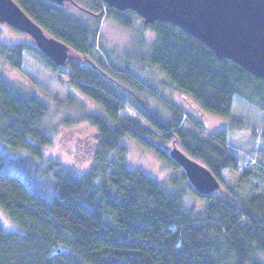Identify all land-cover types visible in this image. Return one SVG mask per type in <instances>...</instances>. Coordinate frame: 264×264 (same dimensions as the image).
<instances>
[{
	"label": "trees",
	"instance_id": "16d2710c",
	"mask_svg": "<svg viewBox=\"0 0 264 264\" xmlns=\"http://www.w3.org/2000/svg\"><path fill=\"white\" fill-rule=\"evenodd\" d=\"M15 1L49 35L65 42L74 57L59 67L36 44L26 42L11 48L10 63L21 67L25 55L34 56L54 74L68 76V83L99 103L106 116L95 112L86 118L98 128L94 165L80 173L55 164L45 177L43 150L53 141L44 119L46 105L0 78V211L19 227L8 230L0 221V264H264V190L236 191L252 171L242 170L225 133L204 130L201 119L171 102L164 103L171 117L163 118L136 92L151 88L127 67L96 55L102 16L124 26L143 17L102 0H84L82 6L95 17L92 23L48 0ZM144 24L157 37L142 59L157 65L193 107L229 118L238 96L264 110V79L217 57L172 22ZM76 98L70 92L66 101L73 105ZM128 108L155 131L123 116ZM153 136L180 141L184 153L202 160L225 185L202 195L184 173L173 178L176 184L180 179L189 183L204 200L203 212L188 208L182 191H168L123 159L122 140L131 138L181 167ZM261 140L264 176V134ZM113 151L119 152L116 157H111ZM8 162L16 168L4 169ZM227 172L239 176L230 179Z\"/></svg>",
	"mask_w": 264,
	"mask_h": 264
},
{
	"label": "rangeland",
	"instance_id": "374dc122",
	"mask_svg": "<svg viewBox=\"0 0 264 264\" xmlns=\"http://www.w3.org/2000/svg\"><path fill=\"white\" fill-rule=\"evenodd\" d=\"M78 1L81 5L85 2L84 0ZM70 3L71 1L67 0L64 6H67L70 14L84 22H94L95 17L91 15V12ZM101 20L96 55L102 59L116 62L121 67H127L139 82L151 88L154 92L140 91L139 89H136V92L145 97L151 104V108L159 112L163 118L171 117L172 111L164 105L165 102H171L174 106L179 105L183 109V113L189 112L191 114L189 117L201 119L204 130L225 133L227 144L240 158L242 170L247 168L252 171L250 180L238 187L236 191L238 193L241 190L248 192L251 188L264 190V176L261 175L263 173L260 169L262 166L260 151L263 148L261 137L264 134V110L237 96L234 99L232 115L229 118L211 112H206L207 114L201 112L186 99L188 96L184 92L176 89L171 79L157 65L150 62L145 63L142 59L143 56L149 55L157 33L154 29L145 26L141 17L135 18L132 26H124L115 18L107 17L106 14L102 16ZM26 42L34 45L29 34L8 23L0 22V78L4 79L16 92L35 96L46 105L47 114L44 119L53 135V141L49 147L43 150L44 159L41 170L43 174H47L51 165L60 164L63 169L76 170L80 173L86 172L95 163L98 137V128L86 119L87 114L96 112L105 115V110L91 97L70 85L68 76L60 73L54 74L44 68L45 65H41V62H38L34 56L25 55L24 64L21 67L12 65L9 61L11 48ZM69 56L70 61L74 54L70 51ZM70 92L77 96L73 105L66 101ZM122 114L127 119L139 122L149 130L155 131L133 109L128 108ZM153 137L162 148L171 150L173 147H177L184 151L181 142L177 139ZM122 144L125 147L122 157L130 167L144 169L146 173L163 183L170 192L182 191L186 206L197 212H203L204 200L194 191L192 192V188L188 186L189 183L187 184L181 179L177 184L173 181L174 177L177 178L183 173L187 176L182 167L172 165L169 161L161 158L154 149L144 147L131 138H124ZM118 153L113 151L111 157H116ZM11 158L13 162L17 161V157ZM197 161L204 164L202 160L198 159ZM13 168L16 166H12L10 162H8V166L4 167V169ZM52 172L54 171L52 170ZM226 175L230 179H236L239 176L238 174L233 175L231 172H227ZM44 176L46 177L48 174ZM221 186L217 191H220L225 185L221 182ZM4 212L0 211V221L3 226L8 230L18 229V224H15Z\"/></svg>",
	"mask_w": 264,
	"mask_h": 264
},
{
	"label": "water",
	"instance_id": "95a60500",
	"mask_svg": "<svg viewBox=\"0 0 264 264\" xmlns=\"http://www.w3.org/2000/svg\"><path fill=\"white\" fill-rule=\"evenodd\" d=\"M65 6L67 0H48ZM71 5L86 9L74 0ZM118 10H133L146 24L169 21L250 73L264 79V0H102ZM0 22L29 34L57 66L66 67L70 47L38 25L15 0H0ZM170 157L185 171L194 189L208 195L221 186L212 170L173 147Z\"/></svg>",
	"mask_w": 264,
	"mask_h": 264
}]
</instances>
